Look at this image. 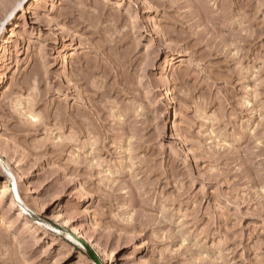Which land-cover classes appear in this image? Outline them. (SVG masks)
<instances>
[{
    "label": "rangeland",
    "instance_id": "obj_1",
    "mask_svg": "<svg viewBox=\"0 0 264 264\" xmlns=\"http://www.w3.org/2000/svg\"><path fill=\"white\" fill-rule=\"evenodd\" d=\"M0 153V264H264V0H0Z\"/></svg>",
    "mask_w": 264,
    "mask_h": 264
},
{
    "label": "water",
    "instance_id": "obj_2",
    "mask_svg": "<svg viewBox=\"0 0 264 264\" xmlns=\"http://www.w3.org/2000/svg\"><path fill=\"white\" fill-rule=\"evenodd\" d=\"M83 242V241H82ZM83 244L88 248V250L90 251V253L92 254V256L94 257L95 261L97 262V264H101V262L99 261V259L96 257L95 253L92 251V249L90 248V246H88V244H86L85 242H83Z\"/></svg>",
    "mask_w": 264,
    "mask_h": 264
},
{
    "label": "bare ground",
    "instance_id": "obj_3",
    "mask_svg": "<svg viewBox=\"0 0 264 264\" xmlns=\"http://www.w3.org/2000/svg\"><path fill=\"white\" fill-rule=\"evenodd\" d=\"M169 92H171V91H170V88L167 87V93H169ZM0 156H1V153H0ZM18 193H19V192H18V190H17V194H18ZM18 196H19V194H18ZM19 199H21L20 196H19ZM62 222H64V221H62ZM74 231L77 232L78 230H77V229H74ZM79 233H80V232H79Z\"/></svg>",
    "mask_w": 264,
    "mask_h": 264
}]
</instances>
